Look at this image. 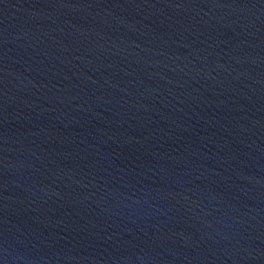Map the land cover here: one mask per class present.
Returning <instances> with one entry per match:
<instances>
[{
    "label": "water",
    "instance_id": "water-1",
    "mask_svg": "<svg viewBox=\"0 0 264 264\" xmlns=\"http://www.w3.org/2000/svg\"><path fill=\"white\" fill-rule=\"evenodd\" d=\"M0 264H264V0H0Z\"/></svg>",
    "mask_w": 264,
    "mask_h": 264
}]
</instances>
